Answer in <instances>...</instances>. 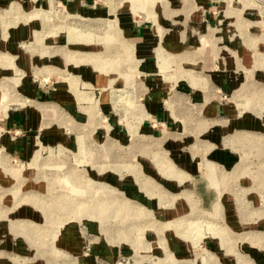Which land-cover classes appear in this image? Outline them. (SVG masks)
<instances>
[{"label": "rangeland", "instance_id": "1", "mask_svg": "<svg viewBox=\"0 0 264 264\" xmlns=\"http://www.w3.org/2000/svg\"><path fill=\"white\" fill-rule=\"evenodd\" d=\"M69 1L0 0V264H254L244 245L264 240V132L243 135L231 186L210 208L181 166L204 154V136L190 129L206 113L182 85L194 80L205 94L211 67L233 71L235 88L217 78V110L264 125L263 11L252 0L196 6L185 51L158 52L163 120L146 105L149 75L123 28L129 17L150 20L162 0ZM23 25L30 35L13 48L9 33ZM29 83L49 100L30 154L19 156L13 144L25 132L10 114L31 106Z\"/></svg>", "mask_w": 264, "mask_h": 264}, {"label": "crops", "instance_id": "2", "mask_svg": "<svg viewBox=\"0 0 264 264\" xmlns=\"http://www.w3.org/2000/svg\"><path fill=\"white\" fill-rule=\"evenodd\" d=\"M185 1V0H183ZM79 0H70L69 4L75 7L79 6ZM191 4H190V3ZM188 0V3H182L178 0H162L160 4L156 5L157 11L150 20H144L141 22H135V20L129 18H124L123 28L126 35L128 36V41L132 45L133 54L137 60V64L140 66L141 70H144L147 75H149V94L147 95L146 105L151 112L163 114L165 118L163 120H168L167 108H163V100L165 96L168 95V88L166 85L160 84V79L158 78L161 73V68L158 61V52L162 49L163 53L167 56L171 54H178L185 51L186 40L189 36V28L187 25L191 24V19L199 23L201 21L199 16L192 17L193 10L195 12L196 6L202 4V0ZM160 8V9H159ZM160 10V11H159ZM199 10L197 9V12ZM156 25L161 26L156 29ZM186 29H185V27ZM2 31V28L0 27ZM5 31V29L3 30ZM30 35V27L22 26L10 31L9 45L15 48V43L17 39L28 38ZM8 36V37H9ZM6 37V38H8ZM8 40V39H7ZM6 40V41H7ZM1 46H4L2 43ZM41 56H43L41 54ZM170 56V55H169ZM64 63L67 65H76L75 56L69 54L61 55ZM211 80L217 84L218 81L221 83L222 88L228 89L235 88L238 84V78L230 71L229 74H221L217 76V67L213 66L209 69ZM215 84L209 89L205 94L199 93L201 86H197L198 82L194 80H189L188 84L182 85L183 91L185 92V98L189 100V104L193 107L194 102L202 103L206 113L204 118H197V127H192L190 130L193 131L192 134L197 136H204L205 140L202 141L203 153L201 157L193 154L191 159L183 161L181 166L186 169L188 173L185 175L192 176L196 175L197 179H194L198 185V198L199 200L206 202L208 200H213V203L207 204L210 208L216 204L222 198V195L226 194L225 191L231 186V180H229V174L236 172L239 164L241 163V152L244 150V145L246 142L243 140V135L255 133L256 130H261L264 132V125L259 123L256 118L252 116H245L240 118L231 117L229 119L223 118V114L217 110V88ZM27 94L32 96L34 101H32L31 106L23 108L20 112H12L10 114V125L24 130L25 134L23 137L16 139L13 144L15 153L19 156H28L32 148L33 136L38 133L41 127L42 121L45 119V109L47 107L48 93L40 86L27 84L25 87ZM198 89V95L195 90ZM211 91V92H210ZM60 95L62 93L60 92ZM163 95V96H162ZM70 100L69 110L73 111L74 104ZM182 119L179 115L177 119ZM188 121H194L195 116L191 113V117H187ZM213 123V128L207 129L205 125L207 123ZM205 127V128H204ZM250 132V133H247ZM246 136V135H245ZM245 143V144H244ZM198 152L200 153L199 149ZM196 158V159H195ZM195 159V160H194ZM197 171V173H195ZM235 175L233 177L235 178ZM237 180V178H235ZM245 184V183H244ZM238 185V184H236ZM203 194H212L213 196L207 197ZM237 199L236 195L234 194ZM234 198V197H233ZM228 199H231L228 197ZM226 200V198H225ZM217 208V205H215ZM232 203L229 205V211L232 212ZM259 210L248 211V216L259 215ZM235 216V215H234ZM258 225V224H256ZM254 227V226H253ZM260 227L259 225L254 228ZM248 241L244 245L249 251L248 257L251 258L254 264H264V240ZM243 246V247H244ZM183 248V245L179 246ZM234 248V247H231ZM236 263L239 264L240 257H235ZM229 261V260H228ZM233 263V260L228 262Z\"/></svg>", "mask_w": 264, "mask_h": 264}, {"label": "bare ground", "instance_id": "3", "mask_svg": "<svg viewBox=\"0 0 264 264\" xmlns=\"http://www.w3.org/2000/svg\"><path fill=\"white\" fill-rule=\"evenodd\" d=\"M252 1L254 4H256L259 7L260 12L263 11V13H264V5L260 2H258L257 0H252Z\"/></svg>", "mask_w": 264, "mask_h": 264}, {"label": "water", "instance_id": "4", "mask_svg": "<svg viewBox=\"0 0 264 264\" xmlns=\"http://www.w3.org/2000/svg\"><path fill=\"white\" fill-rule=\"evenodd\" d=\"M257 1L264 5V0H257Z\"/></svg>", "mask_w": 264, "mask_h": 264}]
</instances>
